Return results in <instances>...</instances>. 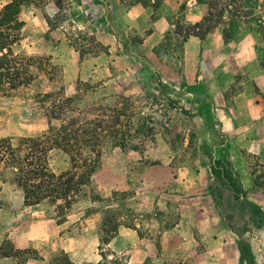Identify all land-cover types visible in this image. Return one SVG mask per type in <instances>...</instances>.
I'll return each instance as SVG.
<instances>
[{
  "label": "crops",
  "instance_id": "0c3cea01",
  "mask_svg": "<svg viewBox=\"0 0 264 264\" xmlns=\"http://www.w3.org/2000/svg\"><path fill=\"white\" fill-rule=\"evenodd\" d=\"M65 1L69 13L68 1ZM84 1L73 0L78 4ZM154 1L159 2L158 7L104 0L120 36L125 35L131 43L128 31L144 34L143 41L133 45L134 51L121 58L139 64L143 74L157 72L167 94L185 109H191L189 111L197 115L203 125L224 133L226 145L232 152L224 157L217 155L216 159H225L231 164L238 184L223 188L216 196L208 183L206 194L212 198L214 206H142L138 203L137 206H104L105 209L118 208L120 212L116 232L102 250L109 253V258L123 259L125 264H264V103L257 102L258 97L264 95V71L250 75L245 90L230 98L226 96L241 62L251 61V34L237 33L225 42L222 27L217 26L203 39L191 35L182 43L179 70L173 62L157 56L154 48L163 42L167 33H173L176 25L200 22L208 12L207 1L151 0ZM7 2L0 0V7ZM24 10L20 12L24 21L22 30L31 21L38 23L45 18L37 8L26 9L30 17L22 18ZM105 26L108 29L107 21ZM93 59L95 62L103 60L100 55ZM144 83L147 89H153V81L147 78ZM253 84L260 88L259 93L253 91ZM246 93L250 95L248 103L251 100V121L240 118L247 115L242 113ZM235 142L242 143L251 152V159L255 157L262 164V177L257 175L260 170H249L247 157ZM104 166L101 158L97 175H106ZM209 173H213L211 168ZM259 177L263 183L258 182ZM120 183L107 181L101 187L110 193L123 187L126 179ZM153 195L156 200L162 193ZM32 207L36 210L39 206ZM47 208V213L31 216L14 228L10 226L13 222L7 221L0 244L9 238L15 248H32L41 254L26 259L24 264H52L60 251L74 264H97L102 258L99 227L103 210L96 208L88 213L83 206L71 208L65 220L59 223L53 206ZM0 264H17V261L1 257Z\"/></svg>",
  "mask_w": 264,
  "mask_h": 264
},
{
  "label": "rangeland",
  "instance_id": "374dc122",
  "mask_svg": "<svg viewBox=\"0 0 264 264\" xmlns=\"http://www.w3.org/2000/svg\"><path fill=\"white\" fill-rule=\"evenodd\" d=\"M58 1L32 0V3L23 7L25 10L22 18L30 17L31 13L26 9L37 8L43 12L45 18H50L51 25L46 23L45 18L38 23L31 21V24L22 30V38L19 43L13 45V51L51 55L53 61L64 69L69 94L74 92L77 80H81L96 87L91 99L112 101L123 94L137 100V110L152 115L155 126V139L141 154L132 149L122 150L107 145L102 155L106 175H94L93 197L79 199L72 209L83 206L84 210L90 213L96 208H101L104 212L103 218H106L105 223L113 224L116 223L120 210L105 209L104 206H137V203L142 206H214V201L206 194L208 183L216 196H219L223 188L238 184L231 164L226 163L225 159H216L217 155L224 157L232 152V148L226 145L224 133L203 125L199 117L189 111L191 109H188L189 114L183 113L177 108H171L165 100L153 96L157 91L155 84L153 89H147L144 80L148 78L153 81L157 72L143 74L141 68L139 70V64L121 58L123 54L133 52L134 46L125 35L120 36L113 14L109 12L104 0H85L80 4L67 0L70 12L68 13L67 9V13L63 14ZM124 1L127 4L130 0ZM104 5L106 7L103 17ZM239 14L240 18L235 25L236 34H251V61L245 60L239 65L235 80L226 91L228 98L245 90L250 75H258L264 71V0H257L252 6L251 0H242ZM65 16L68 20L64 19ZM78 30L82 33H78ZM131 32L132 30L128 31V36ZM139 33L141 31H137V35ZM83 35L87 36L83 39ZM88 36H93L101 45L91 41ZM73 45L83 49L82 57ZM180 47L181 36L171 34L158 48L163 59L173 62L179 70ZM105 48L110 50L106 55L107 52L103 51ZM98 55L103 58L101 62H95L93 59ZM252 87L253 91L260 92L257 85L253 84ZM164 92L166 93L165 89ZM249 96L246 93L243 97L245 104L242 106V113L246 112L247 115L240 118L244 121H251ZM258 98L257 102L264 103V95ZM45 127L44 115L40 110L32 108L29 102L18 97L0 99V136L33 135ZM235 146L247 157L249 170H260L257 175L262 177V164L255 157L251 159V152L247 151L242 143L235 142ZM68 165L66 154L58 150L53 151L51 170L60 172ZM210 168L212 175L209 173ZM260 177L258 182L263 183ZM125 179L127 183H123ZM112 180L116 184L121 182L124 185L108 193L101 185ZM159 191L162 196L153 200L155 198L151 197V194L156 196ZM240 191L243 192L242 189ZM33 206L41 208L34 210L32 206H23L21 190L12 183H1L0 239L8 227L7 221L11 220L13 224L10 226L14 228L31 216L47 213V206L51 205L44 202ZM99 233L101 235V231ZM35 256L40 257L41 254L37 251Z\"/></svg>",
  "mask_w": 264,
  "mask_h": 264
},
{
  "label": "trees",
  "instance_id": "16d2710c",
  "mask_svg": "<svg viewBox=\"0 0 264 264\" xmlns=\"http://www.w3.org/2000/svg\"><path fill=\"white\" fill-rule=\"evenodd\" d=\"M206 1L208 12L200 22L176 25L173 33H167L163 41L171 34L180 35L182 52V43L189 36L203 39L217 26L222 27L223 40L230 41L237 32L235 25L240 18L242 0ZM121 2L124 3V0ZM29 3L32 0H9L0 7V99L18 97L29 102L32 108L42 112L46 127L33 135L0 136V184L9 182L20 189L23 206L44 202L53 206L60 223L79 199L93 197V177L101 166L105 147L132 149L141 154L154 141L155 126L153 116L138 111L137 100L123 94L112 101L91 99L96 87L81 80H77L74 92L69 94L64 69L53 61L51 55L15 53L13 45L21 40L24 25L20 12ZM133 3L153 8L159 4L151 0H130L127 4ZM256 3L257 0H251V6ZM57 4L62 14L67 13L65 0H59ZM46 19L51 25L50 18ZM64 19L68 20L67 16ZM132 32L128 36L131 44L141 43L144 34L137 35V30ZM78 33L82 32L78 30ZM88 38L101 45L93 36ZM160 46L162 43L154 48V52L163 58L158 52ZM73 47L82 57L83 49H78L76 45ZM103 51L108 52V49ZM153 81L157 88L154 97L165 100L171 108L190 113L164 92L158 73ZM56 150L66 154L69 162L68 167L60 172L50 168L52 153ZM105 221L106 218H103L99 227L102 258L97 264H125L123 259L117 256L109 258V253L102 250L117 228L116 223ZM240 251L242 254V246ZM35 253L37 251L32 248H15L7 238L0 244V258L12 257L17 264H24L30 257L37 258ZM52 264L74 263L65 252L60 251Z\"/></svg>",
  "mask_w": 264,
  "mask_h": 264
}]
</instances>
